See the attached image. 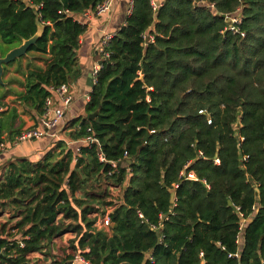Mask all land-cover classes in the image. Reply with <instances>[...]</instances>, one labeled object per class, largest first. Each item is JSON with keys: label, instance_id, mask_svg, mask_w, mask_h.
<instances>
[{"label": "trees", "instance_id": "obj_1", "mask_svg": "<svg viewBox=\"0 0 264 264\" xmlns=\"http://www.w3.org/2000/svg\"><path fill=\"white\" fill-rule=\"evenodd\" d=\"M102 1L0 0L9 50L43 27L27 54L50 58L20 97L39 117L79 74L86 25L74 17ZM150 2L133 0L104 49L85 105L95 118L63 128L72 142L93 136L106 163L96 145L75 153L58 140L2 167L0 264L47 261L65 234L72 255L49 264L85 250L91 264H264V0ZM234 14L236 34L226 30ZM109 209L108 231L97 230Z\"/></svg>", "mask_w": 264, "mask_h": 264}, {"label": "crops", "instance_id": "obj_2", "mask_svg": "<svg viewBox=\"0 0 264 264\" xmlns=\"http://www.w3.org/2000/svg\"><path fill=\"white\" fill-rule=\"evenodd\" d=\"M158 4L162 0H155ZM130 0H112V7L108 14L95 17L89 21L78 16L86 25V32L80 41V49L77 52L79 74L70 80L69 95L71 103L65 109L61 121L52 129L46 130L42 125V116H38L34 109L27 107L20 97L24 94L25 77L30 70H44L49 61V55L31 52L9 65L3 71L4 86H0V141H5L6 151L0 154V174L5 163L16 158H26L31 161L40 158L53 141L62 140L76 152L80 143L72 142L63 135V128L69 121L86 118L85 105L88 102L85 96H89L93 83L92 72L101 63V55L98 52V44L103 34L114 35L125 23L129 15ZM6 47V46H4ZM11 49V48H10ZM9 49L6 47V52ZM92 78V82L91 79ZM54 109H62L60 99L54 92L50 97ZM53 111L48 116H53ZM44 114V112H43ZM26 128H35L47 131L46 135L37 140H31L17 146L11 143L13 138ZM45 129V130H44Z\"/></svg>", "mask_w": 264, "mask_h": 264}, {"label": "built area", "instance_id": "obj_3", "mask_svg": "<svg viewBox=\"0 0 264 264\" xmlns=\"http://www.w3.org/2000/svg\"><path fill=\"white\" fill-rule=\"evenodd\" d=\"M132 2L133 0H130V8H129V14L131 12V8H132ZM151 6L153 8V10H156L158 7V3L155 0H151ZM112 7V0H103L101 3H99L94 10L92 11H85L81 14V17L84 18L85 20H90L93 16L95 17H100L103 15H106L110 12ZM225 19L227 21H229V25L227 26L228 31H231L232 33L236 34L239 32L237 26L240 25L241 23V17L239 15H225ZM74 20L76 22H78L79 24H83L85 25L82 20H79L78 17H74ZM113 37L112 34H108L105 33L103 34V36L101 37L99 44H98V52L101 55V59L104 60L108 57V54L104 51L105 47L108 45L109 41L111 40V38ZM144 42H153V38L150 36H146L143 35L142 36ZM100 68L99 66H96L93 69L92 72V76H93V83H95V76L98 73ZM54 92L57 94V96L60 99V103L62 105V109H54V107L52 106V101L50 98H47L45 100L44 103V114H43V119H42V125H44L46 130H50L52 128H54L63 118L64 116V111L65 109H67V107L69 106V104L71 103V97L69 95V86L68 84H62L60 85L58 88L54 89ZM85 100H89V96H85ZM0 111H2V107L0 106ZM51 111H53V116L51 118H49L48 116L51 114ZM202 111H200L201 113ZM208 124H210V121H207ZM44 129V130H45ZM45 130V132H43L42 130L39 129H35V128H26L23 129L21 132H19L12 141V145L13 146H17L20 145L22 143H26L29 142L31 140H37V139H41L43 138L47 131ZM87 131H90V129H88ZM153 132V131H152ZM81 144H85L86 146L88 145H96L97 149H98V160L101 163H106L105 157L103 155V153L100 151V144L98 143V141L91 135L85 137V139L80 142ZM7 148L6 142L5 141H0V154L5 152ZM76 152H78V148L76 149ZM75 152V153H76ZM126 156V153L124 154V157ZM215 164H219V161L217 159L214 160ZM112 168H116L117 167V163H110ZM187 179L190 180H195V177L192 173H188L187 174ZM254 209V207L252 208V210ZM111 209H109L107 211V214L104 215L103 217L98 218V220L95 223V227L98 230H105L108 231V228L110 226V222H109V217L108 214L110 213ZM140 218H142L141 215H139ZM245 219L241 218V223H240V230H242L244 224H245ZM161 227V225H159L158 228L153 227V229H159ZM18 244L20 245V247H23V244L21 243V241H18ZM87 252V250L85 251H81V252H77L75 255H73L72 259L70 260L69 264H91L90 260L87 259L83 254ZM229 257H233V258H237L238 254H234V255H229Z\"/></svg>", "mask_w": 264, "mask_h": 264}, {"label": "water", "instance_id": "obj_4", "mask_svg": "<svg viewBox=\"0 0 264 264\" xmlns=\"http://www.w3.org/2000/svg\"><path fill=\"white\" fill-rule=\"evenodd\" d=\"M43 31V27L41 25L38 26L36 33L27 40H22L21 44L10 49L7 51L4 55L0 53V86H4L3 83V66L8 65L22 57H25L27 55V52L29 48L36 43L38 38L41 36ZM92 82V78L90 79ZM93 86L92 83L90 85ZM96 116V113L90 114L87 116L89 120H93ZM228 205L231 206V202H228Z\"/></svg>", "mask_w": 264, "mask_h": 264}, {"label": "rangeland", "instance_id": "obj_5", "mask_svg": "<svg viewBox=\"0 0 264 264\" xmlns=\"http://www.w3.org/2000/svg\"><path fill=\"white\" fill-rule=\"evenodd\" d=\"M0 52L6 53V47H4L0 41ZM4 53V54H5ZM112 198L118 199V191L112 192ZM96 223V222H95ZM96 228V227H95ZM97 229V228H96ZM98 230V229H97ZM13 234H16L13 232ZM73 238L71 234H65L62 238L56 239L54 243V250L52 251L50 257L47 258V261H44L43 255H33L31 258L40 260V264H49L52 259H63L67 255H72L73 251L70 249L69 241Z\"/></svg>", "mask_w": 264, "mask_h": 264}]
</instances>
